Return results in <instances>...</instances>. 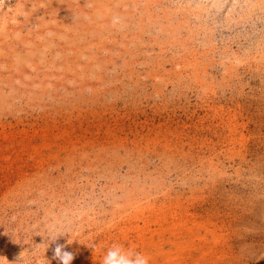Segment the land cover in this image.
<instances>
[{
  "label": "rangeland",
  "instance_id": "obj_1",
  "mask_svg": "<svg viewBox=\"0 0 264 264\" xmlns=\"http://www.w3.org/2000/svg\"><path fill=\"white\" fill-rule=\"evenodd\" d=\"M113 243L264 264V0H0V264Z\"/></svg>",
  "mask_w": 264,
  "mask_h": 264
},
{
  "label": "clouds",
  "instance_id": "obj_2",
  "mask_svg": "<svg viewBox=\"0 0 264 264\" xmlns=\"http://www.w3.org/2000/svg\"><path fill=\"white\" fill-rule=\"evenodd\" d=\"M61 235L57 234L51 240L55 241ZM91 247L94 248L95 245ZM3 259L6 260V258ZM53 259L58 260L59 264H71L74 259V254L63 251V245H57L54 250ZM47 264H49L48 261ZM101 264H149V258L134 248H125L122 244L113 243L105 251L101 259Z\"/></svg>",
  "mask_w": 264,
  "mask_h": 264
}]
</instances>
